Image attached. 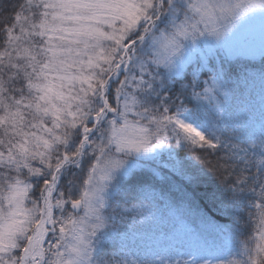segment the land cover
Masks as SVG:
<instances>
[{
	"label": "snow or ice",
	"instance_id": "obj_1",
	"mask_svg": "<svg viewBox=\"0 0 264 264\" xmlns=\"http://www.w3.org/2000/svg\"><path fill=\"white\" fill-rule=\"evenodd\" d=\"M256 56L264 0H0V264H264Z\"/></svg>",
	"mask_w": 264,
	"mask_h": 264
},
{
	"label": "trees",
	"instance_id": "obj_2",
	"mask_svg": "<svg viewBox=\"0 0 264 264\" xmlns=\"http://www.w3.org/2000/svg\"><path fill=\"white\" fill-rule=\"evenodd\" d=\"M207 158L209 160H215L214 155L206 154ZM159 190V189H157ZM171 203V210L173 214H181V220L184 221L186 224L195 225V209L188 206L187 204H182L178 199L172 198L170 199ZM220 223H224V221L221 219ZM245 238V237H242Z\"/></svg>",
	"mask_w": 264,
	"mask_h": 264
},
{
	"label": "rangeland",
	"instance_id": "obj_3",
	"mask_svg": "<svg viewBox=\"0 0 264 264\" xmlns=\"http://www.w3.org/2000/svg\"><path fill=\"white\" fill-rule=\"evenodd\" d=\"M256 58V57H255ZM244 59H246V58H244ZM217 259H220V258H217ZM225 260V259H224Z\"/></svg>",
	"mask_w": 264,
	"mask_h": 264
}]
</instances>
